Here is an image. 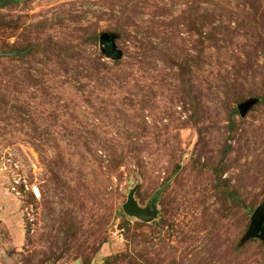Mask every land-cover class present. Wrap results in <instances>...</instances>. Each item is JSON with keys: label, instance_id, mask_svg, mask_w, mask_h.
<instances>
[{"label": "rangeland", "instance_id": "rangeland-1", "mask_svg": "<svg viewBox=\"0 0 264 264\" xmlns=\"http://www.w3.org/2000/svg\"><path fill=\"white\" fill-rule=\"evenodd\" d=\"M0 52V264H264V0H17Z\"/></svg>", "mask_w": 264, "mask_h": 264}, {"label": "water", "instance_id": "water-1", "mask_svg": "<svg viewBox=\"0 0 264 264\" xmlns=\"http://www.w3.org/2000/svg\"><path fill=\"white\" fill-rule=\"evenodd\" d=\"M17 3V0H0V8H5ZM101 45H103L106 49V54L114 60H118L122 57L121 51H119L116 47L114 37L108 34H102L100 39ZM16 53H2L0 52L1 57H13ZM257 103L256 100H250L238 107L239 113L242 117H245L249 110ZM135 190L132 191L128 197V201L124 204L123 210L126 215L137 218L142 222H151L156 214H152L149 217V210L144 209L139 206L137 201L134 198ZM259 239L264 241V203L258 207L252 215L251 225L248 229L245 241Z\"/></svg>", "mask_w": 264, "mask_h": 264}, {"label": "built area", "instance_id": "built-area-1", "mask_svg": "<svg viewBox=\"0 0 264 264\" xmlns=\"http://www.w3.org/2000/svg\"><path fill=\"white\" fill-rule=\"evenodd\" d=\"M11 191L21 202L31 201L27 203L28 207L26 210L30 217V221L33 223L35 220V204L40 202L43 197L41 187L17 174L15 178H13Z\"/></svg>", "mask_w": 264, "mask_h": 264}, {"label": "trees", "instance_id": "trees-1", "mask_svg": "<svg viewBox=\"0 0 264 264\" xmlns=\"http://www.w3.org/2000/svg\"><path fill=\"white\" fill-rule=\"evenodd\" d=\"M113 36V35H112ZM114 37V36H113ZM100 39H101V35L99 36V41H100ZM100 44H101V42H100ZM257 101V100H256ZM249 102V101H248ZM258 102V101H257ZM239 111V110H238ZM247 234V233H246ZM245 237H246V235L244 236V238H243V240H242V243H245V242H247V241H245L244 242V239H245ZM254 240V239H253ZM250 241V240H249ZM262 241V240H261ZM264 242V241H263Z\"/></svg>", "mask_w": 264, "mask_h": 264}]
</instances>
